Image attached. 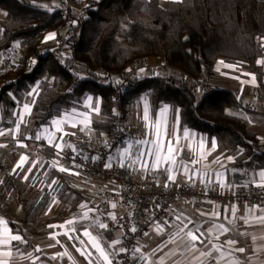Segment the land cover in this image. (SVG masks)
Returning a JSON list of instances; mask_svg holds the SVG:
<instances>
[{
	"label": "trees",
	"instance_id": "trees-1",
	"mask_svg": "<svg viewBox=\"0 0 264 264\" xmlns=\"http://www.w3.org/2000/svg\"><path fill=\"white\" fill-rule=\"evenodd\" d=\"M57 3L0 0V130L12 129L18 108L31 104L16 139L0 143V216L23 237L22 249H33L46 238L50 225L77 215L81 204L94 203L88 190L92 179L75 167L78 162L64 157L60 164L68 171L51 168L55 151L35 136L63 111L80 106L87 94L99 98V118L90 123L92 137L111 135L117 79L125 82L121 105L126 125L141 96L153 113L168 104L180 127L215 136L219 148L235 155L233 183L243 180L239 171L243 167L264 169V153L251 147L258 140L256 132L239 113L244 107L240 97H235V89L215 84V66L221 61L260 78L264 0H183L164 5L159 0H94L83 15L70 13L68 29ZM50 33L65 34L56 57L51 52L55 39L45 42ZM140 57L164 61L170 69L155 77L128 74L127 67ZM202 74L208 75L212 91L197 90L195 80ZM37 84L38 91L29 96ZM73 143L82 155L90 156V150ZM22 153L28 156L24 168L33 169L27 181L23 173H13ZM37 156L43 160L41 166L32 164ZM53 179L59 186L49 187ZM13 207L17 213L11 218Z\"/></svg>",
	"mask_w": 264,
	"mask_h": 264
},
{
	"label": "crops",
	"instance_id": "crops-1",
	"mask_svg": "<svg viewBox=\"0 0 264 264\" xmlns=\"http://www.w3.org/2000/svg\"><path fill=\"white\" fill-rule=\"evenodd\" d=\"M169 0H159L161 5H164ZM264 45V39L262 40ZM154 60V58H151ZM258 61H264V49L261 57ZM225 65H232L233 67H226ZM260 65V78L258 79L253 72H249L246 69L239 67L235 64L218 62L215 66V72L217 79L215 84L225 86L235 91L240 92V100L246 110H240L239 113L247 121L248 125L256 132L258 140L264 141V115L260 114L258 111L248 110L247 106L250 104L261 105L264 110V63H259ZM218 80V81H217ZM91 96L89 94L85 95L83 102L80 106H75L68 111H63L59 116L53 119H64L67 122L61 125V130L57 131L56 126L51 122L41 128L38 134H41V139L47 145L53 147L56 155L57 149L54 147L56 143H60L63 150L70 148L73 145V140L76 135H86L93 136L90 129V123L93 119L99 118V112L94 111L97 103H99V98L91 101V106L86 107L87 97ZM30 109H31V104ZM167 105L168 111L163 116H161V109ZM243 107V108H244ZM147 108L148 119H145V109ZM75 109V112H73ZM31 111V110H30ZM244 111V112H243ZM30 112H23V105H21L17 110V124L21 121L20 117L23 115V120L29 115ZM86 113L87 119L89 121L88 128L81 131L84 124L81 123L85 117L81 114ZM52 119V120H53ZM75 123V127H73ZM130 127L135 128L139 131L145 132L147 134L146 140L154 139L155 126L159 123L162 131L165 133L163 137V142L165 147L168 141H172L173 147L176 149L174 153L175 158L178 161H182L187 164L190 170L196 172H207L208 177L204 180L207 182L208 178H211L213 184L211 187L217 186L215 183L216 173L223 172L225 175L223 180L225 183L234 182L232 177V166L235 161V155L225 153L223 148H219L215 136L208 135L205 132L188 128L180 127L178 124L177 116L171 115V108L168 104H163L156 113H153L149 104V101L145 97H140L137 102L136 109L134 110L131 117H129L126 122ZM17 124L12 129H5V136H0V143L9 140L16 139L17 136ZM48 131L45 132L44 130ZM184 129H187L190 134H194V138H185ZM91 130V129H90ZM54 136V141L49 144L48 137ZM61 137L63 139H61ZM203 138V148L200 147V141ZM216 142L215 150L212 149V141ZM129 143L134 144V140H126L114 146L113 155L119 151H123L124 148L128 147ZM18 144H23L19 142ZM147 146H145V150ZM135 151V148H133ZM22 156H27V154L22 153L17 156L14 162L13 169L21 161ZM233 157L234 159L229 161L227 157ZM38 156L34 158L32 162H38L39 166L43 164V160H38ZM61 159V158H60ZM59 160V166L60 164ZM193 161H197L193 163ZM149 166L152 161L148 159ZM139 172H147L141 170L140 166H136ZM247 170V175L244 176V170ZM242 174V178L248 177V179L264 183L259 178V172L264 171L262 168L249 169L243 167L239 169ZM156 176L157 183L159 185L177 186L185 183H192L188 178L178 172L175 174L176 182L172 183L166 179V174L162 171L159 173L152 172ZM195 184L205 187V183L201 182V177H195ZM99 189L103 192H108V187L102 183L92 180L90 186L88 187L89 192ZM111 203H115L113 197H109L107 201V211L114 214H119L122 208L116 205L115 208L111 207ZM87 207L79 209V213L62 223H55L50 227L49 232L45 239L37 242L33 249L24 250L21 246H14L11 241L7 244H0V252H11L12 256L4 257L0 256V260H6L7 264H88L87 260L82 257L79 252L76 251L77 248L86 249L92 253V258L95 259L98 253L93 248L89 242V238L84 236L86 226L91 222L81 219L84 211H87L91 206L87 204ZM116 204V203H115ZM233 206L230 203H226L219 208H215L210 204L205 208H196L190 203L176 201L172 205V221L168 225L165 224H151L148 226L147 233L145 235L141 252L148 257L147 261H141L134 258L133 264H160L163 260V264H217V260H213L210 256L200 255L201 252L208 253L213 250L214 247H220L224 256L221 258L219 252H214L218 258V264H264V203H252L249 202L243 207L235 208V214L233 215ZM17 209L13 207L9 213L11 218L16 216ZM218 213L219 215H213ZM90 215V213H89ZM181 217L180 220L176 219V216ZM91 217V215H90ZM92 218V217H91ZM72 220L73 224L69 225L66 222ZM0 239H6L9 235H18L13 232L7 222V220L0 216ZM214 224H222L224 228L227 229L226 232H219L213 230L209 232L208 230L213 227ZM159 225V227H157ZM197 225H201V232L203 235L199 236V239L195 242L196 248L199 251H184V244L187 240L184 237V233L188 229H195ZM186 226V227H185ZM5 229H8L5 232ZM74 229V231H71ZM93 235H97V229L88 228ZM105 238L111 240V236L102 231ZM79 236V240L73 239L69 240L67 235ZM179 233V235H177ZM171 234V235H170ZM218 237V239H217ZM84 241L81 245L80 241ZM231 240L235 241V244H228L225 241ZM57 241L60 243L57 244ZM175 241V242H173ZM203 241V243H201ZM238 248H244L243 253L237 251ZM39 249L40 251H37ZM153 250H156L155 255H151ZM31 253V256L28 254ZM58 253H65L63 258L57 256ZM53 256H57L56 259H50Z\"/></svg>",
	"mask_w": 264,
	"mask_h": 264
},
{
	"label": "built area",
	"instance_id": "built-area-1",
	"mask_svg": "<svg viewBox=\"0 0 264 264\" xmlns=\"http://www.w3.org/2000/svg\"><path fill=\"white\" fill-rule=\"evenodd\" d=\"M94 0H58L57 12L64 18V27L68 29L72 18L70 13L77 11L79 15L85 13L84 7ZM68 31L65 30V34ZM60 34L55 37L54 46L51 49L53 56H58L63 48L64 35ZM260 41V39L258 38ZM170 66L161 60H151L148 57H140L134 60L128 67L127 73L138 76H158L162 72L169 70ZM143 70V71H141ZM196 88L199 92L207 93L214 89L209 82L206 74L200 75L196 80ZM125 89L124 79H117L113 89V101L115 108V129L113 133L107 137L93 138L86 135H77L75 137L76 144L91 151L90 156L82 155L80 148L74 143L71 148L62 151L60 158H69L76 160L85 175L97 182H102L108 187V192L95 189L92 192L94 197V212H90L94 219L97 216L108 223V233L111 240L119 237L123 246L128 250L139 248L141 250L144 232L148 226L153 224H165L167 220L172 221V205L176 201L190 203L196 208H205L209 204L215 208H219L226 203H230L233 207H243L249 202L264 203V187L258 185L264 184L252 181L248 177L242 181L226 183L234 185L232 188L221 189L218 185L211 188H204L195 183H185L175 187L159 185L156 176L152 172H139L137 167L121 168L118 162L113 163L112 168H105L107 157L113 155L114 146L126 140H146L147 134L135 128L126 125L124 122V109L121 105L122 92ZM235 97H240V92H234ZM248 110L260 111L264 115L261 105L250 104ZM246 108H240V110ZM244 112V111H243ZM251 147L258 152L264 153V141L257 140L251 144ZM87 157V159H85ZM100 157V159H93ZM247 174V170H244ZM248 182L247 187L243 185ZM109 197H113L116 205L122 208L119 214H115L117 221L108 218L107 201ZM168 223V224H169ZM167 224V225H168ZM123 225V227H121ZM135 226V233L130 231ZM104 231V230H102ZM105 232V231H104ZM123 233V234H122ZM14 246H19L20 242H13ZM118 246V247H119ZM134 258L130 255V251L120 254L113 264H133Z\"/></svg>",
	"mask_w": 264,
	"mask_h": 264
},
{
	"label": "snow or ice",
	"instance_id": "snow-or-ice-1",
	"mask_svg": "<svg viewBox=\"0 0 264 264\" xmlns=\"http://www.w3.org/2000/svg\"><path fill=\"white\" fill-rule=\"evenodd\" d=\"M169 2H177V3H182L183 0H169ZM5 15H7V13H5ZM56 34L55 33H50L48 36L45 37V42L48 40H52L55 39ZM36 60L32 61L33 66L36 64ZM61 64L64 63V61H60ZM221 64H224L223 61L220 62ZM258 63H264V61H258ZM226 67H233L232 65H225ZM143 71V70H141ZM78 75V74H77ZM79 79H83V77H79ZM39 88V85L37 84V86L35 88H32L31 91L28 93L29 96L33 95V93L37 92ZM10 96H12V94H9ZM12 98L15 100V97L12 96ZM91 101H92V97L88 96L87 97V102L85 104L86 107L91 106ZM33 103L35 102L34 100L32 101ZM30 105L29 103H24L23 104V112L24 113H28L30 112ZM94 111H96L97 113L99 112V103L96 104ZM168 111V107L167 105H165L162 109H161V116H163L165 113H167ZM73 112H75V109H73ZM85 117L84 120L81 121V123L84 124V127L81 128V131H84L86 128H88V124L89 121L87 119V114L83 113L81 114ZM21 121H23V115H21L20 117ZM145 119H148L147 116V108L145 109ZM178 119V117H177ZM67 120L66 118L64 119H53L51 121V123L53 125L56 126V130L60 131L61 130V125L66 123ZM73 127H75V123H73L72 125ZM17 128H19V124H17ZM45 132H47L48 130L45 129ZM89 131H91L89 129ZM184 137L185 138H194V134H190L189 131L187 129H184ZM6 132L3 130H0V136H5ZM165 133L162 131L159 123H157V125L155 126V131H154V139L152 140H143V139H138L135 141L134 144L129 143L128 147L124 148L123 151H119L114 154V155H109L107 157V162L104 164L105 168H112L113 167V163L114 162H118L119 166L121 168L124 167H132L135 168L137 165L140 166L141 170L143 171H147V172H157L159 173L160 171L164 172L166 174V179L172 183L176 182V176L175 174L178 172L182 171V174L185 175L188 180L190 182H192L193 184L195 183V177L196 176H200L201 177V182L205 183V187H211L213 184V181L211 178H208L207 182H205L204 178L208 177V173L205 172H196L194 170H190L187 166V164H185L182 161H178L175 158L174 153L176 152V149L173 147L172 145V141L169 140L167 146L165 147V144L163 142V137H164ZM36 140H40L41 139V134H37L35 136ZM61 139H63L61 137ZM48 141L49 144H52L54 141V136H49L48 137ZM21 147H24L25 145L21 144ZM145 146H147V149L145 150ZM54 147L57 149L56 151V156L60 157L61 153L63 151V147L60 143H56L54 145ZM200 147L203 148V138H201L200 141ZM133 148H135V151H133ZM216 148V142L213 140L212 141V149L215 150ZM151 159L152 163L149 166L148 164V159ZM85 159H87V157H85ZM93 159H100V157H93ZM227 159L229 161L233 160L234 158L229 156L227 157ZM28 162V157L26 156H22L21 157V161L20 163H18L16 165V167L13 169V173L16 175H20V173H23L22 175V179L27 181L29 179V173L32 172V167H29L27 169L24 168V164ZM197 161H193V163H196ZM59 165V160H55L50 164V167L53 169H57L59 172H66L68 171V169H66L65 167H63L62 165L59 166L57 168V166ZM75 167L79 168L80 165H75ZM17 169H19L20 171L17 172ZM235 171V170H232ZM78 174V173H77ZM45 175H50V173H45ZM224 173L223 172H219L216 173V180L215 183L221 188H232L234 185L232 184H226L223 180L224 177ZM245 175H247L245 173ZM259 178L261 181H264V171H260L259 172ZM0 184H3V179H0ZM57 185L59 186V182L55 179L50 181L49 187H51V185ZM248 182L246 181L245 184L243 185L244 187H247ZM169 185L166 183L165 187L167 188ZM258 187H264V184L258 185ZM53 191H56V189H53ZM53 202L56 203V199L55 196H53ZM80 207L83 209L85 207H87L86 204H81ZM111 207L115 208L116 204L115 203H111ZM235 207H233L232 211H233V215L235 214ZM95 209L94 208H89L87 211H84L81 219L85 220V221H91L85 228V231L83 233L84 236L89 238V242L91 243V245L93 246V248L96 250V252L98 253V256L93 259L92 258V253L87 251L86 249H81V248H77L76 251L79 252V254L84 257L85 260H87L88 264H113V261H115L117 259V257L122 254V253H127L130 251V255L133 258L139 259L141 261H147L148 257L145 256L144 253L141 252V250L139 248H134L132 250H128L123 246H119L122 244V241L119 237L112 239V240H108L107 238H105V236L103 235L102 232H100L99 230H104L105 232L111 231L109 229V225L108 223L104 222L100 216H97L96 218H91L89 213L90 212H94ZM108 218L112 221H117V217L114 213L109 212L108 214ZM213 215L218 216V213H214ZM177 220H180L181 217L179 215L176 216ZM261 220H264V217L260 218ZM0 223H2V221H0ZM67 224L71 225L73 224L72 220H69L66 222ZM165 225H167L169 223V221H165L164 222ZM49 227H53L52 225H50ZM121 227H123V225H121ZM157 227H159V225H157ZM186 227V226H185ZM201 225H197L195 227V229H188L185 233H184V237H181V239H184L185 237L187 238L185 244H184V251H199L196 248L195 242L199 239V236L197 235V233H199V235H203V232H201ZM88 228H95L97 229V235H93L90 231H88ZM217 230L221 233L226 232L227 229L224 228V226L222 224H214L212 228H210L208 231L211 232L213 230ZM8 229H5V232H7ZM71 231H74V229H72ZM130 231L135 233L137 231L136 227L133 225L130 228ZM123 234V233H122ZM64 235L68 236L69 240H73V239H77L79 240V236H72V235H68V233H64ZM144 235H148L147 232H144ZM171 235V234H170ZM177 235H179V233H177ZM218 239V237H217ZM11 241H16V242H20V243H24V239L21 235H9L6 239H0V244H7ZM175 242V241H173ZM60 242L57 241V244H59ZM81 245L84 244V241H80ZM201 243H203V241H201ZM225 243L228 244H235V241H231V240H227L225 241ZM119 246V247H118ZM237 251L243 253L245 251L244 248H238L236 249ZM37 251H40L39 249H37ZM156 250H153V253L151 255H155ZM214 252H219L220 253V257L222 258L224 256V253L221 251L220 247H214L213 250L211 252L208 253H203L201 252L200 255H207L210 256L213 260H217V264H218V258L213 255ZM29 256H31V253L28 254ZM65 255V253H58L57 256H60L61 258H63V256ZM0 256H4V257H10L12 256V253L9 252H0ZM57 256H53L50 259H56ZM0 264H7L6 260H0ZM160 264H163V260L160 261Z\"/></svg>",
	"mask_w": 264,
	"mask_h": 264
},
{
	"label": "rangeland",
	"instance_id": "rangeland-1",
	"mask_svg": "<svg viewBox=\"0 0 264 264\" xmlns=\"http://www.w3.org/2000/svg\"><path fill=\"white\" fill-rule=\"evenodd\" d=\"M52 1L55 2L56 0H52ZM2 13H3V12H1V15H2ZM53 42H54V40H52V43H53ZM262 109H263V108H262ZM263 111H264V110H263ZM258 112L260 113L259 110H258ZM260 114H261V113H260ZM76 136H77V135H76ZM76 136H75V137H76ZM75 137H74V139H75ZM73 141H74V140H73ZM73 141H72V142H73Z\"/></svg>",
	"mask_w": 264,
	"mask_h": 264
},
{
	"label": "water",
	"instance_id": "water-1",
	"mask_svg": "<svg viewBox=\"0 0 264 264\" xmlns=\"http://www.w3.org/2000/svg\"><path fill=\"white\" fill-rule=\"evenodd\" d=\"M73 23H74V24H76V23H77V21H75V20H74V21H73Z\"/></svg>",
	"mask_w": 264,
	"mask_h": 264
}]
</instances>
